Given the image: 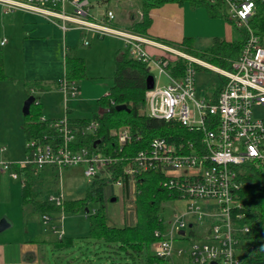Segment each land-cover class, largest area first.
Instances as JSON below:
<instances>
[{
    "label": "built area",
    "instance_id": "1",
    "mask_svg": "<svg viewBox=\"0 0 264 264\" xmlns=\"http://www.w3.org/2000/svg\"><path fill=\"white\" fill-rule=\"evenodd\" d=\"M205 1L212 5L221 2L223 16L243 30L244 43L240 53L232 61L231 69L225 70L187 53L166 48L173 57L180 56L186 62L183 75L174 78L166 70L169 57L148 53L144 47L148 39L118 26L116 11L107 2L0 0L4 14L15 9L26 11L63 30L71 27L101 38L117 37L130 56L147 65L151 63L158 76L164 74L168 78L165 84H160L153 75L154 84L146 89L145 106L140 111L149 117L177 121L193 134L192 138L177 144L162 136L153 137L147 148L138 150L128 159L123 179L112 181V184L122 186L126 198H130L125 208L127 216L132 212L136 178L143 171H159L163 175L162 186L171 190L175 198L186 200L183 211L164 219V227L154 230L155 239L150 249L159 259L154 264L162 261L166 264H210L212 261L215 264H240L237 251L241 242L237 235L247 233L249 227L235 224V220L242 217L238 166L247 162L264 165V118L255 117L252 112L253 105H264V35L256 34L249 23L255 13L256 0ZM4 41L2 39L1 44ZM83 43L87 44L88 40L83 39ZM195 64L210 66L224 76L213 100L197 96ZM57 88L63 94L64 102L78 94L76 81L67 80L64 75L57 81ZM68 117L66 110L56 118L41 115L39 120H50V129L25 140V158L20 161L33 162L36 171L45 166L56 168L58 189L55 193L45 194L44 198L57 205L65 198L62 169L81 166L88 181L99 176L109 179V166L115 161L114 157L98 149V139L91 144L84 142L97 130V119L74 124ZM112 134L120 146L130 140L126 127L114 130ZM4 149L1 145L0 151ZM12 164L0 159L1 170L18 178ZM20 180L23 184L22 178ZM42 220L50 225L57 237H62L60 224H53L49 214L43 213ZM189 229L193 233H189ZM176 239L187 240V246L176 245Z\"/></svg>",
    "mask_w": 264,
    "mask_h": 264
},
{
    "label": "trees",
    "instance_id": "2",
    "mask_svg": "<svg viewBox=\"0 0 264 264\" xmlns=\"http://www.w3.org/2000/svg\"><path fill=\"white\" fill-rule=\"evenodd\" d=\"M101 1L109 2L111 0ZM135 1L139 4L141 16L128 19L127 28L140 35L146 33L150 24V10L167 2L179 4L187 2L191 6L203 5L207 7L210 15L223 16L221 2L212 5L205 0ZM255 4V13L249 23L256 34L263 36L264 0H256ZM120 22L121 17L119 16L115 19V23L118 25ZM243 43L244 35L243 38L232 41L212 37L209 44L201 50L195 49L192 37H184L179 45H173L182 46L185 50L184 53L229 70L232 61L238 57ZM185 65V59L182 57L170 56L166 70L172 77L178 78L183 75ZM199 66V64H195L196 69ZM85 69L83 58L78 57L70 48L66 49L64 77L67 80L77 81L85 76ZM150 74L153 75L148 65L130 56L128 49L124 47L115 56L112 84L108 89V94L101 95L96 101L100 113L86 118L68 117L69 121L74 124L86 123L91 118L97 119V130L84 142L91 144L92 141L98 139V149L115 158L114 163L109 166L110 178L102 176L93 178L89 181L87 190L82 197L64 198L60 205L48 201L41 191V186L45 183L42 172H55V177H57L56 168L45 166L36 171L35 165L30 161L12 164V169L23 181L21 186L22 205L25 209L28 208L30 213L59 215L61 211L73 213L83 211L88 219V232L85 236L57 237L55 234L51 241L54 249L67 250L68 252L65 254L69 255L75 251L79 241H85L98 244L97 246L102 251L108 253V255L101 256H118L124 260V264H154L155 261H159L150 249V244L155 239L153 232L157 228L164 227V217L161 214L163 203L175 198V194L171 190L162 186L163 175L159 171L147 170L137 176L132 212L129 216H125L126 221L122 225L108 223L106 211L107 200L116 198L112 190V181L117 178L123 179L124 167L134 153L147 148L149 141L155 136L165 137L177 144L193 136L187 128L175 120L158 119L141 113L140 110L145 106L146 78ZM6 77L3 53L0 50V79ZM224 80L225 78L221 76L220 84H223ZM32 86H34L32 83L27 85L25 97L33 95L32 88H30ZM220 86L214 89L210 100L215 98ZM117 104H124L126 108L117 110L115 108ZM40 116L39 101L35 97L29 106V113L23 116L21 124L24 142L28 138L43 134L50 129L48 126L50 120L41 121L39 120ZM122 127L128 128L130 140L120 146L112 131ZM237 179L241 182L239 198L242 202L240 209L242 217L236 219L235 224L249 227L247 233L237 235L241 242L237 255L240 257V264H264V165L255 166L249 162L239 165ZM124 196H126L125 193ZM90 200L98 201V206L91 212L87 208V203ZM188 232L193 233L191 229ZM110 263L116 264L117 262L112 259ZM97 264L102 263L98 262ZM161 264L166 263L162 261Z\"/></svg>",
    "mask_w": 264,
    "mask_h": 264
},
{
    "label": "crops",
    "instance_id": "3",
    "mask_svg": "<svg viewBox=\"0 0 264 264\" xmlns=\"http://www.w3.org/2000/svg\"><path fill=\"white\" fill-rule=\"evenodd\" d=\"M122 3L124 7L122 4L116 12V18L121 17L118 26L129 30L128 19L138 17L139 4L135 0H123ZM35 16L48 24L42 20L38 21ZM149 16L150 24L143 36L148 39L144 47L151 55L165 54L166 48L178 50L173 44L179 45L184 37H192L194 45L200 38L206 39L207 45L212 37L232 41L231 29L223 26L217 19L221 15H210L207 7L203 5L167 2L152 8ZM0 20V50L3 53L4 72L7 76L0 79V85L3 89L6 86L11 88V93L1 94L3 89L0 90V146H5L4 151H0V159L17 163L20 162L22 153L17 147L22 146L23 137L21 124L24 115L20 111V104L22 95L23 99L26 98L27 85H34L30 87L31 93L34 89L40 91L36 98L42 108L41 115L45 118L62 116L65 110L67 116L72 118L91 117L100 113L96 101L108 92L112 84L115 56L125 46L117 37L101 38L92 32H82L71 27L63 30L34 13L15 9L4 14L1 5ZM219 28L221 30H218ZM30 29H35V32L29 31ZM69 30L77 32L76 42H67L66 33ZM18 34L22 35L20 40H13ZM2 39H5L3 44ZM83 39L88 40V43L84 44ZM68 48L83 58L86 69L82 80L76 81L77 96L67 98L64 102V99L60 98L57 81L64 74V55ZM221 76L223 75L220 73L216 87L221 85ZM101 79L106 82L100 84ZM213 91L206 97L211 98ZM21 186L19 177H10L8 172L2 171L0 167V218L6 217L10 222L9 226L0 231V264H45L40 259L42 246L49 243L53 248L51 241L56 233L51 228L53 238H50V233H46V227L50 225L43 222L42 214H35L36 219L27 217L29 210L22 205ZM58 223L53 220V224ZM62 236H65L64 230Z\"/></svg>",
    "mask_w": 264,
    "mask_h": 264
},
{
    "label": "rangeland",
    "instance_id": "4",
    "mask_svg": "<svg viewBox=\"0 0 264 264\" xmlns=\"http://www.w3.org/2000/svg\"><path fill=\"white\" fill-rule=\"evenodd\" d=\"M123 0H111L107 2V5L111 8H113L116 12L121 7ZM124 7V4L123 6ZM125 15V13H124ZM34 17V16H33ZM35 18L39 21H43L41 18ZM217 19H219L223 26H228L232 31V37L230 40H236L243 38V30L236 26L233 22L229 21L228 19L220 16ZM1 21V20H0ZM46 25L48 23L44 22ZM218 30H221L219 28ZM29 31L35 32V29H30ZM14 35V34H13ZM22 35L18 34L13 37V40L17 38V41L20 40V37ZM66 40L67 42H73L78 40V34L75 30H69L66 33ZM21 45V43H20ZM19 46V44L17 45ZM207 46L206 39L200 38L199 42L194 45L196 48H204ZM179 51H184L183 47L181 46H175ZM168 57L172 56L169 52L166 51L165 53ZM204 61V60H202ZM206 64H209L212 67H218L212 63H209L207 61H204ZM206 66V65H200L195 72L194 75V85L196 89V93L198 97H204L208 94H210L213 89L218 85L219 79H220V73L216 70H214L212 67ZM149 70L152 72L154 77H156L157 82L160 84H165L168 81V78L161 74L158 76V73L156 71V68L149 63L148 64ZM62 77V76H61ZM60 77V78H61ZM106 79V78H105ZM105 79L99 80L100 84H104L106 81ZM80 80H82L80 78ZM111 84V82H110ZM3 87V86H2ZM0 85V90L3 89ZM4 92L11 93L10 86H6L3 91H1V94ZM13 93V92H12ZM32 94L37 97L40 95V91L38 89L32 90ZM54 95H52V98ZM60 98H63V94H60ZM3 100V98L1 99ZM25 99H21L20 104V111L22 113V105ZM40 106V105H39ZM40 110L42 108L40 107ZM252 112L255 117H261L264 118V105H253ZM17 150L22 151L20 161L24 160L25 158V151H24V139L22 137V146L18 145ZM62 175V189L65 192L67 198H80L84 195L85 191L87 190V187L89 185L88 179L82 174V167L81 166H72L62 169L61 171ZM55 172H48L43 171L42 177L45 179V183L41 186V191L45 195L47 193H55L58 189L59 183L57 181V177H55ZM18 181V180H17ZM112 190L116 198L109 199L106 202V211H107V220L108 223L113 225H122L124 221H126L125 216V208L128 204L130 198H126L124 196V190L122 186H118L115 184H112ZM98 206V201L90 200L87 203V208L91 212L92 209L96 208ZM186 208V200L184 199H178L174 198L171 200H168L163 203V209L161 214L163 215L164 219H168L171 216H173L177 212H181ZM28 210V208H26ZM59 215L50 214V217L53 220H59L61 219V227L64 230L65 236H72V237H79V236H85L88 232V219L85 216V213L83 211H79L77 213L69 212V211H62L59 212ZM27 217L31 219H36L37 215L34 213H30L28 211ZM62 215V217H61ZM127 218V217H126ZM41 219V217H40ZM60 222L58 223V225ZM167 224V223H166ZM165 224V225H166ZM47 234L50 233V238H53V235L51 234L50 227H46ZM176 245L180 246H187L188 241L184 239H176L175 240ZM98 244L95 243H86L85 241H79L75 247V251L72 252L69 255H66V251L56 250L52 248L51 244L46 243L42 246V251L40 253V259L45 264H97L98 262H101L102 264L110 263V261L113 259L116 264H124V260L120 257H114L112 256H101V255H108V253L105 251H102L100 247L97 246ZM97 252V254H94ZM91 259V260H89Z\"/></svg>",
    "mask_w": 264,
    "mask_h": 264
},
{
    "label": "water",
    "instance_id": "5",
    "mask_svg": "<svg viewBox=\"0 0 264 264\" xmlns=\"http://www.w3.org/2000/svg\"><path fill=\"white\" fill-rule=\"evenodd\" d=\"M153 84H154V78H153V75L150 74L146 78V88L147 89L152 88ZM34 98L35 97L33 95H29L28 97L25 98L23 105H22L23 115H26L29 113V106L34 101ZM115 108L117 110H120V109H125L126 106L124 104H117V105H115ZM125 191H127V180H126V178H125ZM85 209L87 210V208H85ZM9 224H10V222L8 221V219L6 217H1L0 218V231L3 230L4 228H6L7 226H9ZM180 233L183 234L184 231L181 230ZM210 264H215V262L212 261Z\"/></svg>",
    "mask_w": 264,
    "mask_h": 264
}]
</instances>
